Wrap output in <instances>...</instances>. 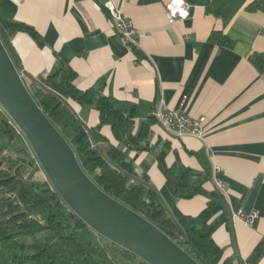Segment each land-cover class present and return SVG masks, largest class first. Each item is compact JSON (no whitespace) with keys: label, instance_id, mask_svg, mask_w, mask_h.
Wrapping results in <instances>:
<instances>
[{"label":"crops","instance_id":"0c3cea01","mask_svg":"<svg viewBox=\"0 0 264 264\" xmlns=\"http://www.w3.org/2000/svg\"><path fill=\"white\" fill-rule=\"evenodd\" d=\"M142 36L131 49L98 0H0V14L33 26L40 42L19 33L13 45L25 76L54 73L63 62L77 72L75 83L89 88L104 78L105 94L138 105L137 128L156 111L178 109L201 121L205 137L178 138L160 123L150 128L147 151L133 152L139 172L148 173L169 209L207 222L224 255L236 254L230 225L219 203L208 197L181 198L159 166L179 161L210 175L233 214L244 264H264V70L252 61L264 53V9L260 0H110ZM190 4V15L171 22L167 4ZM224 34L232 46L210 40ZM88 127L99 123L92 107L73 104ZM104 133L111 136L110 129ZM220 168V170H217ZM256 211L251 224L234 213Z\"/></svg>","mask_w":264,"mask_h":264},{"label":"trees","instance_id":"16d2710c","mask_svg":"<svg viewBox=\"0 0 264 264\" xmlns=\"http://www.w3.org/2000/svg\"><path fill=\"white\" fill-rule=\"evenodd\" d=\"M264 9V0L250 5ZM26 33L40 42L37 30L0 14V38L44 113L71 144L82 168L109 195L143 215L155 225L168 228L172 238L193 257L194 249L207 264H244L237 254L224 255L210 225L197 216L169 209L148 173L139 172L133 152L147 151L150 128L159 123L150 115L137 128L138 105L105 94L106 81L89 88L75 83L77 72L66 62L54 73L35 78L24 75L13 39ZM210 40L232 46L224 34ZM131 49L139 53L135 45ZM140 54V53H139ZM264 70V53L252 57ZM92 107L99 123L88 127L73 104ZM110 129L111 136L104 133ZM165 151L159 166L181 198L208 197L209 204L224 198L217 187L207 189L210 175L175 161L167 166ZM0 264H150L130 250L107 239L66 203L50 181L24 133L0 105Z\"/></svg>","mask_w":264,"mask_h":264},{"label":"water","instance_id":"95a60500","mask_svg":"<svg viewBox=\"0 0 264 264\" xmlns=\"http://www.w3.org/2000/svg\"><path fill=\"white\" fill-rule=\"evenodd\" d=\"M105 5L110 0H98ZM0 105L26 136L50 181L66 203L98 233L132 251L150 264H207L181 247L166 227L155 225L99 187L82 168L62 133L29 91L20 68L0 38ZM2 165V161H0ZM236 241L234 218L225 199L220 200Z\"/></svg>","mask_w":264,"mask_h":264},{"label":"built area","instance_id":"2783aa9c","mask_svg":"<svg viewBox=\"0 0 264 264\" xmlns=\"http://www.w3.org/2000/svg\"><path fill=\"white\" fill-rule=\"evenodd\" d=\"M111 19L114 21L118 33L128 45H134L138 37L142 36L141 33L134 26L132 20L127 18L121 8L117 7L111 1L105 4ZM191 5L182 3L181 5L174 6L173 3L167 4L166 15L171 22L177 18H187L190 15ZM162 127L171 135L183 138L186 135H191L203 139L205 137L204 129L201 126V121L188 116L178 109H171L166 112L156 111L154 113ZM220 170V168H217ZM216 186L222 190V182L216 179ZM234 215L242 219L246 224H251L257 215L256 211L245 213L238 210Z\"/></svg>","mask_w":264,"mask_h":264},{"label":"rangeland","instance_id":"374dc122","mask_svg":"<svg viewBox=\"0 0 264 264\" xmlns=\"http://www.w3.org/2000/svg\"><path fill=\"white\" fill-rule=\"evenodd\" d=\"M137 262H138V260L136 259V260L130 261L128 264H137ZM121 264H123V263L121 262Z\"/></svg>","mask_w":264,"mask_h":264}]
</instances>
